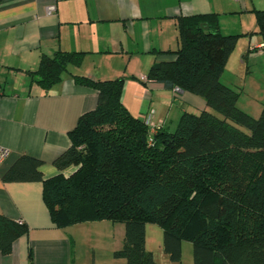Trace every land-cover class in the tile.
Returning <instances> with one entry per match:
<instances>
[{"label":"trees","instance_id":"1","mask_svg":"<svg viewBox=\"0 0 264 264\" xmlns=\"http://www.w3.org/2000/svg\"><path fill=\"white\" fill-rule=\"evenodd\" d=\"M254 13L264 51V10ZM176 26L179 47L166 53L174 59L153 64L142 83L200 97L218 116L183 111L173 132L161 126L150 134L144 117L121 103L124 78L73 76L97 94L96 108L79 117L70 147L53 161L61 172L74 171L44 179L42 162L22 156L3 181L41 183L57 228L123 225L122 245L112 256L125 264H156L145 247L147 224L161 227L172 263H181L185 240L192 264H264V104L257 118L250 116L237 106L240 93L220 81L239 36L222 35L216 14L180 17ZM83 55H42L33 82L48 92ZM27 233L24 222L0 214V255Z\"/></svg>","mask_w":264,"mask_h":264},{"label":"crops","instance_id":"2","mask_svg":"<svg viewBox=\"0 0 264 264\" xmlns=\"http://www.w3.org/2000/svg\"><path fill=\"white\" fill-rule=\"evenodd\" d=\"M50 6L55 11L48 14ZM260 10L264 0H0V147L9 151L0 166V214L28 226L27 235L12 244L11 253L0 255V264H82L72 237L79 226L93 229L89 235L98 234L96 245L111 240V230L98 231L114 228L106 225L108 221L57 228L42 200L41 183L3 181L22 156L42 162L39 171L44 179L74 171L61 172L53 161L70 147L68 134L79 117L96 108L97 94L77 85L73 76L104 81L124 74L140 81L153 64L174 59L166 53L179 47L177 18L216 14L222 35L239 36L220 81L234 89L232 79L242 77V93L247 89L258 97L242 102V110L257 118L264 104V78L253 79L254 65L260 60L264 67V51L253 13ZM57 51L84 55L79 66H69L61 81L44 92L33 82L32 73L42 55ZM163 99L169 104L165 114L160 110ZM121 103L139 119L154 111L152 121L167 130L173 106L179 118L183 111L208 109L195 95L130 80L124 83Z\"/></svg>","mask_w":264,"mask_h":264},{"label":"rangeland","instance_id":"3","mask_svg":"<svg viewBox=\"0 0 264 264\" xmlns=\"http://www.w3.org/2000/svg\"><path fill=\"white\" fill-rule=\"evenodd\" d=\"M253 15L255 16V13H253ZM250 62H252V61H250ZM255 66H256V68L254 69L253 79L262 80L264 77L261 76V72H263V74H264V67L262 68L261 61L258 60V63L256 65H254V67ZM123 76L124 77H122V78H124V83L127 80H130L131 82L136 83L138 85L143 84L141 81H139V78L137 79L135 77H132V75H126L125 76L123 74ZM232 80H234V82L237 84L236 85L237 88H234L235 91H238L240 93L239 106H238V103H237V106L240 110H242V106H243L242 102L250 101V97L252 99H255L258 97L254 96L255 93L253 95H251L250 93H247V89H246V93H242V89L239 87V86L242 87V85H241L242 84V77L237 78V79H232ZM165 95L171 96L170 93H166ZM242 95H244L243 98H242ZM177 96H178V98H180L179 95H177ZM168 106H169V104L165 103L164 99H163V101L161 100L160 110L161 111L164 110V112L162 114L166 113ZM161 111H159V112H161ZM207 111L214 113L209 108L207 109ZM242 111H244V110H242ZM176 113H177V111L175 109V106H173L172 110H171V115H170L171 123H168L170 132H173L175 130L177 123H178V120H179V117H176ZM149 114H150V117H153L154 111H150ZM215 115H217V114H215ZM156 125L161 126L162 124L160 122H157ZM240 129L247 133V130H245L244 128H240ZM105 223H106V225H114V228H112V226H108V227L104 226V227L98 229V231H100V232L103 231V233L108 232L109 230L112 231V234H110L111 240L101 241L100 245H96V242H95L98 234H95L96 236L95 235H89L94 231L93 229L86 230V226H79L80 228H74V229H79V230H78V233H76V235L72 236L75 240V244L73 245V248H75V250L77 251V254L79 255V257L82 261V264H125L124 260L114 259L112 255L108 256V252L111 251V254H112L115 250H118L121 247V245H122L121 239L123 238V235H124L123 234L124 233V227L121 224H112L110 222H105ZM109 227H111V228H109ZM145 232H146V245H145L146 250L153 254V257H154L156 264H176V263H172L169 260V257L163 252V249H162L163 232H162L161 227H159L155 224H147L146 228H145ZM116 242L119 244L118 245L119 247L118 246L115 247ZM180 264H192V245H191V243H189L188 241H185V240L181 241V263Z\"/></svg>","mask_w":264,"mask_h":264},{"label":"built area","instance_id":"4","mask_svg":"<svg viewBox=\"0 0 264 264\" xmlns=\"http://www.w3.org/2000/svg\"><path fill=\"white\" fill-rule=\"evenodd\" d=\"M55 11V7L54 6H50L47 8V13L48 14H51V13H54ZM141 81H146L145 77H142L141 78ZM181 91L178 89V88H174L173 89V93L174 94H179ZM145 125L147 126L148 128V131L150 134H154L161 126H157L156 123H154L152 121V117H150V114H146L144 116V119H143ZM9 155V151L3 147H0V166L2 165V163L7 159Z\"/></svg>","mask_w":264,"mask_h":264},{"label":"water","instance_id":"5","mask_svg":"<svg viewBox=\"0 0 264 264\" xmlns=\"http://www.w3.org/2000/svg\"><path fill=\"white\" fill-rule=\"evenodd\" d=\"M204 29H206V27Z\"/></svg>","mask_w":264,"mask_h":264}]
</instances>
